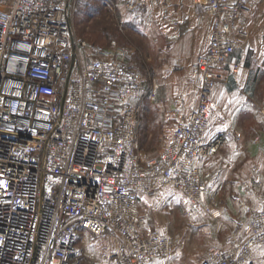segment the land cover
<instances>
[{"label":"built area","instance_id":"obj_1","mask_svg":"<svg viewBox=\"0 0 264 264\" xmlns=\"http://www.w3.org/2000/svg\"><path fill=\"white\" fill-rule=\"evenodd\" d=\"M71 1L0 0V264H166L174 242L147 231L138 195L173 189L219 217L205 198L216 175L202 178L197 163L227 145L223 134L208 136L218 108L212 95L243 46L245 0H192L198 23H211L208 49L190 66L196 105L178 114L164 149L145 160L135 146L141 108L132 102L140 72L115 42L76 37ZM137 6L146 3L127 7ZM260 117L264 129V103ZM253 174L242 192L264 190V153ZM234 200L249 212L240 193ZM84 232L110 239L106 262L79 251ZM198 264H264V194L233 225L228 247L210 248Z\"/></svg>","mask_w":264,"mask_h":264},{"label":"rangeland","instance_id":"obj_2","mask_svg":"<svg viewBox=\"0 0 264 264\" xmlns=\"http://www.w3.org/2000/svg\"><path fill=\"white\" fill-rule=\"evenodd\" d=\"M134 2L72 0L69 15L76 37L102 47L115 42L127 52L129 63L139 70L141 89L134 102L140 104L141 109L136 123L135 146L140 159L145 160L158 156L164 149L179 112L189 110L193 101H197L198 85L189 83L191 72L188 78L177 66L169 65V57H165L163 52L166 41L162 37L154 38L153 33L142 30V20L130 19L129 14L133 10L127 6ZM256 93L253 99L259 102V107L250 108L244 124L248 131L247 139L257 140L260 158L248 161L249 168L243 177H239L240 180L236 182L238 186L227 193L221 207L215 205L218 202L212 203L214 198H209L206 192V201L210 200L208 203L218 210L219 217L213 218L195 208L180 194L181 201L176 200L172 205L160 208L157 213L158 224L147 218L150 231L157 230L174 242L172 255L166 264H198L210 248L226 249L233 225L247 220L249 213L256 209L250 204L247 206L243 198L244 193L257 189L240 192L249 212H245L241 203L237 205L232 201L233 195L241 191L242 185L253 180V168L259 166L264 153V129L260 117V108L264 103L263 87L259 85ZM76 245L82 254L104 263L111 244L107 236L94 237L84 232Z\"/></svg>","mask_w":264,"mask_h":264},{"label":"crops","instance_id":"obj_3","mask_svg":"<svg viewBox=\"0 0 264 264\" xmlns=\"http://www.w3.org/2000/svg\"><path fill=\"white\" fill-rule=\"evenodd\" d=\"M132 1L145 2L146 6H137L129 14L130 19L142 20V30L153 33L154 38L162 37L166 41L163 52L165 57H169V65L177 66L189 78L191 64L208 49L210 20L202 25L198 23L197 15L200 9L192 0ZM239 32L243 46L223 66L230 72V76L226 83L217 85L213 91L212 97L218 108L209 121L208 136L223 134L227 139V145L213 158L197 163L202 178L210 179L216 175L210 181L206 192L209 198H214L215 203L218 202L215 204L218 207H221L222 200L225 201L227 193L238 186L236 182L240 180L239 177H243L249 168L248 161L260 158L257 140L246 137L248 131L244 120L247 119L250 108L259 107V102L253 99L257 96L256 88L260 85L264 89V0H245V11L239 21ZM234 65H239L237 74L231 72ZM262 95L264 98V94ZM132 102L135 103L134 100ZM195 105L196 100L189 110L181 112H190ZM263 194V189L244 193L243 201L246 205L250 204L258 209ZM235 196L236 194L233 195L232 201L238 205V202L233 200ZM182 197L177 191L165 188L160 189L155 195L139 194L138 209L146 218L147 231H150L148 220L158 224L157 213L162 206L172 205L176 200L181 201Z\"/></svg>","mask_w":264,"mask_h":264}]
</instances>
